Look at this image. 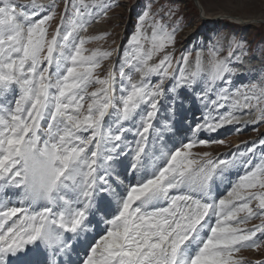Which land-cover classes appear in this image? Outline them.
<instances>
[{
  "label": "snow or ice",
  "instance_id": "snow-or-ice-1",
  "mask_svg": "<svg viewBox=\"0 0 264 264\" xmlns=\"http://www.w3.org/2000/svg\"><path fill=\"white\" fill-rule=\"evenodd\" d=\"M64 3L61 23L48 39L57 0L47 8L33 0L30 13H18L13 0H0V264H38L29 257L40 249L48 254L47 264H61L60 257L71 248L66 234L79 238L84 233L87 242V225L96 213L104 234L88 243L90 250L79 264H249L236 254L264 246V153L261 162L245 161L249 169L217 200L214 178L223 177L236 161L205 159L210 153L192 151L223 144L195 136L239 123L237 113L254 114L248 123L264 122V72L256 82L231 87L248 56L247 42L232 36L228 57L218 59L223 37H205L213 53L210 68L203 69L197 53L194 71L181 68L178 77L172 76L171 53L157 64L148 62L174 44L180 28L169 31L149 9L138 17L119 80L114 70L100 78L96 69L112 53L97 49L85 54V44L103 37L78 34L98 15L106 16L112 2ZM98 4L101 11L95 13ZM146 24L152 28L150 37ZM143 41L151 47L145 50ZM189 55L181 56L184 65ZM132 71L141 79L133 81ZM166 79L174 81L169 88ZM93 85L99 87L89 92ZM180 89L201 101L214 94L213 109L227 110L205 117L191 129V138L169 147L165 134L177 133L176 104L184 102ZM162 101L168 102L171 119L158 130L154 121ZM133 129L134 149L125 135ZM128 150L134 153L130 171L137 179L119 192L113 177L119 179L120 157ZM255 150L254 143L247 152L255 155ZM12 188L20 206L9 205ZM101 201L115 205L110 218L101 212ZM36 204H43L41 210L30 211L28 206ZM254 217L261 223L241 227Z\"/></svg>",
  "mask_w": 264,
  "mask_h": 264
},
{
  "label": "rangeland",
  "instance_id": "rangeland-1",
  "mask_svg": "<svg viewBox=\"0 0 264 264\" xmlns=\"http://www.w3.org/2000/svg\"><path fill=\"white\" fill-rule=\"evenodd\" d=\"M105 2H108V0H105ZM111 2L113 6L106 16L103 14L98 15L87 27V31H81L78 34L79 37H103L101 39H92L89 43L85 44V48L87 49L85 54H90L91 51L97 49L112 53L96 69L95 75L100 78L106 77L110 70H114L119 80L120 63L123 62V58L125 57V50H128L129 53L131 52L129 41L135 31L138 17L143 11L149 9L154 20H161L162 23L168 26L169 31L177 25L180 28L176 32L174 44L167 45L163 51L156 53L148 62L149 64H157L166 54L171 53L173 57L172 66L168 71L172 76L178 77L181 68H185L188 72L195 70L196 56L197 53H200L202 67L207 71L210 68L213 53L210 51V42L206 43L204 38L208 36L223 37L220 43L221 50L218 52L217 58L224 59L228 57L229 53L228 40L232 36H235L237 40L247 42L249 52L244 63L239 65L240 74L232 77L231 87L234 89L248 85L250 81L256 82L258 75L264 72V0H111ZM35 3L37 6L47 8L51 0H35ZM13 4L16 6L18 13H30L32 11L30 6L33 4V0H13ZM64 9V0H57V15L50 22L48 39H51V36L60 25ZM169 10H172L171 14H169ZM92 11L99 13L101 11L100 5H96ZM145 28L146 34L150 37L152 28L148 27L147 24ZM143 44L145 50L151 47L148 41H143ZM189 53L188 63L184 65L180 58L182 55H188ZM125 71L129 72L130 69L126 67ZM132 79L133 81L140 80L141 74L132 71ZM151 79L153 82H156L159 77L154 75ZM173 82L172 79H166L165 88H169ZM97 87L99 86L93 85L89 88V92L95 91ZM178 92L184 102L176 104V135L165 134V142L169 147L173 144L179 146V141L191 138V129L195 125L202 123L205 117H216L227 110V106L218 110L213 109L211 100L216 99L214 94L210 97L206 96L201 101L187 89H180ZM15 95L16 93H13V97ZM237 115L240 116L239 123L226 125L216 132L201 131L195 136L197 139L223 140V144L211 143L192 149L193 153H210V156L205 157V159L236 161L234 167L228 168L224 172V175L227 177L221 179L222 183L235 179H237L235 180V183H237L239 177L244 175L251 166L246 164L245 161L251 160L252 164L261 162V154L264 153V146L259 145V141L264 139V122L258 124L248 123V121L255 119L254 114L237 113ZM170 119L171 112L168 110V102L162 101L160 113L154 121V127L161 130L164 122ZM134 131L133 129L132 132L125 134L126 141L129 142V146L132 149L135 148L136 137ZM151 142L152 139L150 138V146ZM254 143L256 145L255 155L247 152V149L252 147ZM133 157L134 153L131 150H128L125 155L120 157L118 168H125L127 175L123 185H116L119 187V192H123L127 184L135 183L137 179L129 169L130 163L127 167L124 165L125 158L129 162H133ZM218 178L219 175L214 178V183H217ZM13 189H9L8 195H10ZM215 189L216 187L213 186V196ZM14 190L16 193L17 190ZM222 192L224 191H218L220 194ZM217 197H219V194ZM16 201H18V197L13 194L8 202L13 204ZM17 206H20V204L17 203ZM260 223L261 218L254 217L251 219L249 225L246 224L241 227L252 228L254 225ZM257 235L259 236L260 234L258 233ZM250 249H253V251ZM84 251L86 252L87 250L84 249ZM236 255L248 262L253 259H260L259 262H261L264 261V246L259 249L245 247Z\"/></svg>",
  "mask_w": 264,
  "mask_h": 264
},
{
  "label": "bare ground",
  "instance_id": "bare-ground-1",
  "mask_svg": "<svg viewBox=\"0 0 264 264\" xmlns=\"http://www.w3.org/2000/svg\"><path fill=\"white\" fill-rule=\"evenodd\" d=\"M198 1V0H197ZM199 3V2H198ZM200 4V3H199ZM200 8V7H199ZM85 251H83L82 256L84 255Z\"/></svg>",
  "mask_w": 264,
  "mask_h": 264
}]
</instances>
